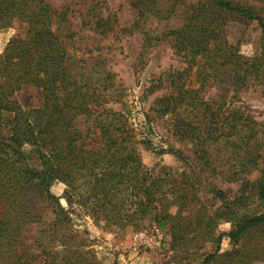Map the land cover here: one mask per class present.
<instances>
[{
	"label": "trees",
	"instance_id": "obj_1",
	"mask_svg": "<svg viewBox=\"0 0 264 264\" xmlns=\"http://www.w3.org/2000/svg\"><path fill=\"white\" fill-rule=\"evenodd\" d=\"M163 3L168 9L161 8ZM132 7L135 26L181 11L180 24L161 37L142 32V50H149L152 41L166 39L185 63L184 69L167 72L163 81L167 92L156 99L155 112L166 117L172 136L189 143L193 154L199 152L203 159L214 151L224 179L241 180L239 197L225 203L230 208L228 204L244 198L249 185L244 175L259 165L257 148L264 142V124L234 107L206 100L203 92L222 87L235 94L248 85L264 91V4L132 0ZM93 13L90 7L83 25L92 20L100 36H114V15ZM230 21L258 27L256 55H242L228 40ZM14 26L18 34L0 53V264H100L87 240L71 226L69 214L75 204L92 220L120 230L153 222L168 228L173 238L197 232L191 211L183 208L195 195L180 191L194 189L195 184L186 176L189 181L183 178V188L165 167L155 173L142 163L127 118L108 107L119 102L121 94L113 74L102 67L104 60L96 57L90 66L69 51L74 31L68 7L58 10L47 0H0V29ZM163 82L158 79L157 87ZM26 90L38 92L37 106L24 108L15 99L16 93ZM168 153L180 162L188 160L172 147ZM55 181L66 187L60 197L66 207L51 192ZM252 185L254 194L264 200V168ZM208 189L227 200L217 187ZM235 210L229 213L232 227L226 233L233 248L217 255L218 236L216 252L203 264L218 256L222 264L264 261V213L239 216Z\"/></svg>",
	"mask_w": 264,
	"mask_h": 264
},
{
	"label": "rangeland",
	"instance_id": "obj_2",
	"mask_svg": "<svg viewBox=\"0 0 264 264\" xmlns=\"http://www.w3.org/2000/svg\"><path fill=\"white\" fill-rule=\"evenodd\" d=\"M47 1L58 10L68 7V18L74 31L70 53L78 59L86 60L90 66L95 63L96 57H100L104 60L102 67L113 74L121 100L109 104L108 107L121 112L127 118L145 167L154 170L155 173L165 167L168 169L169 177L175 178L183 188L185 181L190 180L195 184L194 189H180L195 195L192 201L188 200V205L183 207L191 211L192 224L198 229L188 236L180 234L173 238L168 228L158 227L153 222H147L138 229L129 226L120 230L105 226L104 221L92 220L84 215L76 204L73 205L69 214L71 226L87 240L88 250L94 259L100 264H203L207 255L216 252L218 236L221 237V242L217 255L230 251L234 246L226 235L232 227V222L227 220L230 211L237 209L239 216L264 213V200L254 194V185H252L264 168V142H259L257 148L261 155V158L257 159L259 165L243 177L249 182L244 198L234 205L228 204L230 207L228 208L225 203L239 197L241 180L228 182L224 179L219 172L221 167L218 166L219 161L213 149L210 150L213 153L206 154L203 159L200 158L199 152L193 154L189 143L180 142L172 136L166 117L155 112L156 99L167 92L163 82L167 72L182 70L185 68V63L180 56L173 53L166 39L152 41L153 46L149 50H142V32L152 37H161L164 31L180 24L181 11L177 10L175 13L171 11L165 14L163 19L150 18L135 26L137 17L132 7V0ZM195 1L183 0L186 4ZM239 1L252 6L264 4V0ZM168 6L163 3L161 8L166 10ZM90 7H94L93 14L100 17L114 15L113 28L116 31L114 36H100L99 31L94 30L92 20L83 25L82 20L87 16ZM16 34H18L16 26L0 29V53L7 41ZM226 34L231 43L239 46L242 55L254 56L258 53L261 35L254 23L230 21L226 27ZM158 79L163 82L159 87L156 83ZM189 79L192 82L195 80L194 76ZM153 86L156 88H152ZM196 86L194 83V87ZM203 95L206 100L234 107L244 115L264 124V91L258 86L248 85L235 94L226 92L222 87H209L204 90ZM15 99L24 108H31L38 105L39 94L37 91L26 90L16 93ZM169 147L182 151L188 158L187 162H180L168 153ZM205 163H211L212 166H205ZM186 176H190V179H186ZM208 185L217 187L227 200L223 202L220 198L214 197L211 194L213 189H208ZM65 189L62 182L55 181L51 192L60 198ZM60 203L63 207L67 206L64 199L60 198ZM175 210V207L171 208L170 213L174 214ZM182 214L188 213L182 212ZM155 229H158L157 234L153 233ZM140 232L146 234L148 241L137 238ZM219 256L210 264H222ZM252 264H264V261L256 260Z\"/></svg>",
	"mask_w": 264,
	"mask_h": 264
},
{
	"label": "built area",
	"instance_id": "obj_3",
	"mask_svg": "<svg viewBox=\"0 0 264 264\" xmlns=\"http://www.w3.org/2000/svg\"><path fill=\"white\" fill-rule=\"evenodd\" d=\"M153 233H158V229H155L154 230V232ZM137 238L139 239V240H142V241H148L147 240V237H146V234L144 233V232H140L138 235H137ZM155 241H157V240H155Z\"/></svg>",
	"mask_w": 264,
	"mask_h": 264
}]
</instances>
